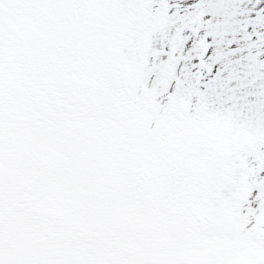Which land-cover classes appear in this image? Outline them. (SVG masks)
<instances>
[{
    "label": "rangeland",
    "instance_id": "obj_1",
    "mask_svg": "<svg viewBox=\"0 0 264 264\" xmlns=\"http://www.w3.org/2000/svg\"><path fill=\"white\" fill-rule=\"evenodd\" d=\"M50 1L53 12L41 14L42 20H48L46 36L51 32L56 14V3ZM169 1L153 0L152 5H168ZM207 1L203 5L188 2L181 11H186L185 14L174 15L176 7H168L154 19L135 21L127 18L128 8L134 1L114 0L113 18L97 16L89 26L107 48L101 47L88 63L81 50L76 54L67 50L61 62L73 63L65 88L76 78L81 79L70 117L55 128L56 116L51 120L40 117L29 95L30 102L27 100L21 105L22 110L12 118L1 120L0 141L4 152L13 136L27 148L23 151L25 160L19 158L13 167L11 156L12 163L7 169L9 175L18 178L15 190L21 192L22 181L33 183L44 174L30 195L29 209L38 207L60 218L43 223L33 214L20 216L19 226L0 233L5 250L21 254L43 228L79 236L93 226L99 225L101 231H107L121 221L128 227L119 232V240L132 246L126 250L127 246L115 245L108 236L75 244L45 241L23 264H102L111 254L117 257L113 264H149L155 259H165V264H219L217 260L226 252L233 254L229 260L235 262L226 264H253L264 259L261 251L257 257L242 252V247H250L254 240L264 241L262 67L252 60L232 59L228 61L231 63L226 60V68L218 73L215 69L213 80L208 84L199 83L195 91L172 90L158 116L151 109L159 88L171 83L173 75L175 81L185 77L180 60L190 71L197 66L198 59L217 62L218 52L227 49L224 45L228 43V31L220 30L219 25L230 26V20L204 23L195 19L201 14L209 17L229 14L230 0ZM16 5L17 0H0V39L16 12L12 13L11 8H18ZM96 10L97 7L95 13ZM174 32L194 40L189 43L188 52L177 58V67L175 64L170 71L163 65L157 71L151 93L133 103L129 112L117 120L102 117L100 112L91 114V103L98 99L103 106L104 88L117 75L125 57L132 60L136 50L145 51L143 46L149 38L162 41ZM89 41L85 36L82 44ZM112 43H122V47L109 46ZM31 48L39 53L41 60L27 68L25 71H30L23 72L18 82L31 85V91L36 94L42 84L48 89V83L60 81L53 57L62 51L50 52L46 46L44 50L35 44ZM123 51L126 55L121 57ZM1 58L6 59L0 49ZM39 66L44 75H53L48 82L41 76L34 77V70ZM4 67L0 63L2 74H5ZM193 77L192 74L184 78L191 87ZM16 96L19 98L14 90L10 97ZM186 103L191 104V115L184 108ZM43 121L49 124L39 131ZM12 123L17 126H11ZM256 166L261 167V173L256 184L251 185L245 174ZM16 211L17 206L9 212L8 222ZM209 240L216 245H211ZM229 240L234 241L231 248ZM140 246L144 248L142 252ZM204 256L210 258L204 261Z\"/></svg>",
    "mask_w": 264,
    "mask_h": 264
},
{
    "label": "bare ground",
    "instance_id": "obj_2",
    "mask_svg": "<svg viewBox=\"0 0 264 264\" xmlns=\"http://www.w3.org/2000/svg\"><path fill=\"white\" fill-rule=\"evenodd\" d=\"M134 1L131 4L132 7L128 8L127 18L131 20H144V19H154L158 16V13L168 7L174 8V15L185 14L186 11L181 12L188 4V2L196 3V5H203L207 0H171L168 5H152L153 0H131ZM227 1V0H223ZM220 2V1H218ZM58 3V12L62 11L63 5L61 2ZM95 5L98 8L96 13L93 12V17H100L104 19H112L115 3L114 0H95ZM18 8H11L12 21L9 26L5 29L4 35L0 39V49L6 58V61L2 58L0 63H4L5 74L0 73V106L4 107L7 97L10 96L13 90L19 91L18 85L23 72H29L30 70L25 71L27 68H30L31 65L37 61L39 57L38 53L34 52V48L30 49V45L35 44L39 47V40L42 39L44 45L47 42L45 38V31L48 28V23L45 20L41 19L42 12L53 11V7L50 0H17ZM99 8H101V13L99 14ZM227 12L229 14H216L214 17L198 15L195 21L197 22H210L212 20H218V22L223 23V21L231 22L230 26L225 27L224 25H219L220 30L228 31V43L224 45V48L218 52L219 60L217 62H203L202 59L197 60V66L192 70L188 71L189 66L183 63L180 60L182 76L189 77L193 74V87L188 85L184 78L177 79L175 81V76L171 79V83H167L165 87L159 88L158 94L154 97L153 110L154 116L160 115L162 113V107L164 101H166L169 93L174 90L175 92L192 90L195 91L199 83L208 84L212 81V75L217 69V73L223 71L226 68L229 60L234 59V61H245L252 60L262 67L264 70V0H230L229 6H227ZM19 9V10H17ZM91 25V23H90ZM191 31L194 30L193 27L190 28ZM92 31V30H91ZM89 27L84 30V33L89 37L90 41L83 45L82 56L84 61H88L95 58L96 52L100 50L101 47H106L99 38H97L94 32H91ZM1 32V29H0ZM195 34V33H194ZM226 38V37H219ZM194 39L191 36L185 35L184 33L175 32L170 36L166 37L164 40L157 41L152 37L149 38L145 43V51L138 52L135 51V54L132 56V60L129 57H125L122 60V65L118 66L116 76L110 81V84L105 86L104 92L106 93L105 101L103 106H101L100 101L97 99L95 102L90 104L91 114L101 113L102 117H115V120L119 119L126 111L129 112L133 103L135 105L142 97L151 93L153 88V82L155 81L157 71H160L162 66L170 68L177 64L176 62L178 57H182L188 52L190 47L189 43H192ZM117 45L118 48L122 47V43H112L109 46ZM114 47V46H113ZM142 47V48H143ZM64 50V49H63ZM64 53L57 54L53 57V60L57 61L56 69L57 74L60 76V81L57 83H48L50 86L48 89H45V93L42 95V100L45 102V105L42 103L39 113L43 108L48 105L53 104L52 97L64 96L67 94V89L62 87L63 84L67 83L70 79L71 72L69 68L72 66V62H68L63 65L62 59L64 58ZM126 53L123 51L121 57L125 56ZM39 60V59H38ZM253 62V63H254ZM216 64V66L214 64ZM186 65V66H185ZM223 65V66H222ZM185 66V67H184ZM222 66V67H221ZM185 70V72L183 71ZM55 73V72H54ZM170 74V73H169ZM41 76L46 79L48 82L49 78L53 77L44 75L39 66L34 70V77ZM33 78V77H32ZM170 79V76H169ZM74 86L79 89L81 86V79H75ZM2 89L4 91H9L7 97L2 95ZM24 92L21 93L19 99H14L13 103L23 102L25 99ZM190 105L185 104L184 108L190 114ZM122 108L124 111L122 112ZM99 110V111H98ZM126 112V113H127ZM46 127V125H44ZM42 128L39 129L41 131ZM261 167H251L248 172L245 174L246 181L251 185L256 184L257 178L260 176ZM105 213V212H104ZM102 214V212H101ZM103 216V215H101ZM106 217V215H105ZM101 227V226H100ZM99 225L93 227L92 232L99 231ZM211 245H216V243L211 242ZM228 247L234 245V241L229 240L227 242ZM220 245V244H219ZM232 250H235L233 248ZM261 251V256L264 255V241H255L253 244H250V247H242V252L244 254H251L254 257L258 256V253ZM260 256V257H261ZM217 260L219 264H226L227 262H234L229 260L233 257V254L226 252ZM253 257V256H252ZM204 261H207L208 256H204ZM260 261V262H258ZM257 263L253 264H264L263 260H258ZM235 263V262H234ZM231 264V263H230Z\"/></svg>",
    "mask_w": 264,
    "mask_h": 264
},
{
    "label": "water",
    "instance_id": "obj_3",
    "mask_svg": "<svg viewBox=\"0 0 264 264\" xmlns=\"http://www.w3.org/2000/svg\"><path fill=\"white\" fill-rule=\"evenodd\" d=\"M85 15H87V12L85 13ZM84 23H85V21H83V22L80 24V30L82 29Z\"/></svg>",
    "mask_w": 264,
    "mask_h": 264
}]
</instances>
